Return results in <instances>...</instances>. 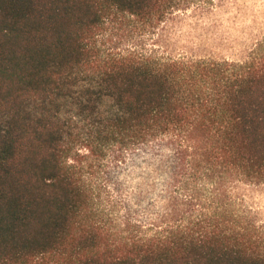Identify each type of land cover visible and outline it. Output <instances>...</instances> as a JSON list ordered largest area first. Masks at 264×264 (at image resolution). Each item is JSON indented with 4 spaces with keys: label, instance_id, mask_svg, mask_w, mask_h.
<instances>
[{
    "label": "trees",
    "instance_id": "1",
    "mask_svg": "<svg viewBox=\"0 0 264 264\" xmlns=\"http://www.w3.org/2000/svg\"><path fill=\"white\" fill-rule=\"evenodd\" d=\"M228 1L0 0V264H264V39L241 61L160 45ZM144 154L164 181L139 217L110 170Z\"/></svg>",
    "mask_w": 264,
    "mask_h": 264
},
{
    "label": "rangeland",
    "instance_id": "2",
    "mask_svg": "<svg viewBox=\"0 0 264 264\" xmlns=\"http://www.w3.org/2000/svg\"><path fill=\"white\" fill-rule=\"evenodd\" d=\"M118 27L111 37L117 33L114 37L121 48L152 47L153 41L134 34L132 26H125V31L119 33ZM159 35L161 52L165 54L241 61L264 39V0H230L219 11L205 17L192 12L182 13L161 28ZM157 164L145 154L136 155L110 170L111 185L122 188L123 199L139 217H145L149 204L155 200V195H149L138 203L136 197L141 186L152 181L159 191L164 181L163 173L152 174V167ZM246 197L264 222V186L248 187Z\"/></svg>",
    "mask_w": 264,
    "mask_h": 264
}]
</instances>
